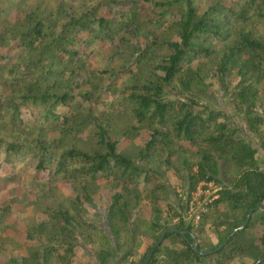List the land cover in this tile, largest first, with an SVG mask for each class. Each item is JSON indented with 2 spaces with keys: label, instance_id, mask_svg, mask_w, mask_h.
<instances>
[{
  "label": "trees",
  "instance_id": "trees-1",
  "mask_svg": "<svg viewBox=\"0 0 264 264\" xmlns=\"http://www.w3.org/2000/svg\"><path fill=\"white\" fill-rule=\"evenodd\" d=\"M263 23L264 0H0V193L27 179L42 215L27 222L37 247L4 264H92L88 246L94 264H143L171 227L183 234L166 231L146 264H256L264 255ZM102 42L111 54L92 66ZM207 87L226 93L230 113L207 102ZM143 131L133 151L120 147ZM184 144L191 155L177 156ZM99 180L106 226L88 207ZM177 181L185 196L173 203ZM57 182L70 195L57 197L48 187ZM207 182L218 188L194 217L177 211L186 214ZM13 202L0 204V236L20 217ZM143 207L148 216L136 217Z\"/></svg>",
  "mask_w": 264,
  "mask_h": 264
},
{
  "label": "rangeland",
  "instance_id": "rangeland-1",
  "mask_svg": "<svg viewBox=\"0 0 264 264\" xmlns=\"http://www.w3.org/2000/svg\"><path fill=\"white\" fill-rule=\"evenodd\" d=\"M127 8H128L127 3H121L117 6V9L120 11L121 10L126 11ZM99 13L101 15H105L109 17L112 16V14L108 13L107 9L104 7H102L99 10ZM258 27L264 34V23L262 25L258 24ZM151 34L152 33L150 30V32L144 33V35L138 37L137 39H134V38L131 39L130 43L133 45V47L139 46L143 43L144 39L147 38L146 36H149ZM231 43H232L231 41H226V42H222L221 44H231ZM122 48H124V50L127 49L125 45ZM110 50H111V47L109 46V44H106L103 42L100 43L99 48L95 49L94 52L90 54V58H89L90 65L92 66L95 65L96 57L102 58L108 54H111ZM1 52L3 54H7L11 52V50L10 48H2ZM120 53L124 54V52L122 51H120ZM121 56H124V55H121ZM125 59L130 60V57H126ZM205 94H206V100L208 103L212 104L215 107L222 108L226 112H229V113L231 112V107L228 104L227 95L221 89H214L212 87H207ZM236 122L239 124L244 134L249 137L250 135L248 133L247 128H245V124L241 122L240 119ZM147 138H148V133L144 131L139 134H133L129 138H123L121 141L120 147L126 150L133 151L138 145H141ZM84 140H87V138H84ZM253 144L254 146H256V142H253ZM178 150L179 152L177 153V156L178 155L179 156L180 155L181 156L191 155L189 146L187 144L180 146ZM173 162L175 165H178L179 164L178 157H175L173 159ZM181 172H182V176L184 177L186 173L184 171H181ZM37 178L41 182L46 181L45 174L38 173ZM27 182H28L27 179H24L23 181L15 182L9 187H7L6 189L2 190L0 193V204H2L3 202H5L6 200L10 198H14V202H13L14 208L16 211L20 213L19 218L9 217L7 219L5 231L0 236V246H1L0 264H4L5 260L8 259V256L10 254L15 255L16 256L15 258L17 259V261L19 260V262L21 263L22 256L26 255L28 251L33 250L38 245L35 239L27 238L26 234H27V230L29 226L27 222L32 221L33 219L40 220L42 218V215L36 214L34 212L33 207L31 208V206H33L35 202H39L41 199H37L38 197L37 195L35 196L34 194H31V192L28 190ZM95 184L96 185H94L93 187L95 188V192L93 194L94 206L93 208H90V206L88 207H89V210H93V211L95 210L101 215L100 217L102 219L101 223L102 225L106 226L105 224L106 222L104 221L105 211L103 208L105 207L107 196H108L107 183L104 180H99ZM48 187L51 189V191L54 194H56L57 197L64 198L70 195V188H69V185L66 183H62V182L50 183ZM198 187L200 188V190L196 189V191L194 192L190 200L191 201L190 204L192 206L190 209L187 210L186 214L183 213L184 212L183 209H177V211L181 212V214L185 216L186 215L189 216V218L194 217L195 215L194 213L198 211L199 206L203 204L204 201L207 200V197L211 195V193L217 190L218 185L215 183H213L212 185H208L206 183L205 184L200 183ZM175 192L177 193V195H174V194L172 195L173 203H176L178 201L180 202L181 199L182 200L184 199L185 189L181 187L179 181L176 182ZM16 198H25L26 200L22 203H19L18 199ZM34 208L38 209L39 207L36 204L34 205ZM148 213H149V208L143 207L136 213V217L144 218L148 216ZM260 230H261V226L257 225L254 230L255 238L259 234ZM144 242H145V245L143 248H145L146 246L150 244V239L144 238ZM256 244L257 243L255 241V245L252 250V253L254 256L258 253ZM85 249L89 253L88 255L89 259L91 260L92 264H94L95 263L94 246H88V247H85Z\"/></svg>",
  "mask_w": 264,
  "mask_h": 264
},
{
  "label": "water",
  "instance_id": "water-1",
  "mask_svg": "<svg viewBox=\"0 0 264 264\" xmlns=\"http://www.w3.org/2000/svg\"><path fill=\"white\" fill-rule=\"evenodd\" d=\"M247 220H248V218L245 219V221H244V223H243V225H242L241 227H244V226L246 225ZM166 231H175V232H178V233L183 234V231H181V230H179V229H177V228H173V227H171V228H167L166 230H164V232L162 233V235H161V236L156 240V242L153 244V246H152L151 250L149 251V253L147 254V256H146V258H145L143 264H146V263H147V261L149 260V258H150L151 255H152L154 249H155V248L159 245V243L162 241V239H163V235H164V233H165ZM223 243H224V242H223ZM223 243H222V244H223ZM222 244H220V245L218 246V248H220ZM218 248H217V249H218ZM263 259H264V255H263L262 257L259 258V260L256 262V264H259Z\"/></svg>",
  "mask_w": 264,
  "mask_h": 264
},
{
  "label": "built area",
  "instance_id": "built-area-1",
  "mask_svg": "<svg viewBox=\"0 0 264 264\" xmlns=\"http://www.w3.org/2000/svg\"><path fill=\"white\" fill-rule=\"evenodd\" d=\"M206 184H208V185H212L213 183H212V182H207ZM197 190H200V188H199V187H197ZM191 206H192V205H191ZM196 213H197V212H195L194 214L196 215ZM195 218L197 219V218H198V216H196Z\"/></svg>",
  "mask_w": 264,
  "mask_h": 264
}]
</instances>
